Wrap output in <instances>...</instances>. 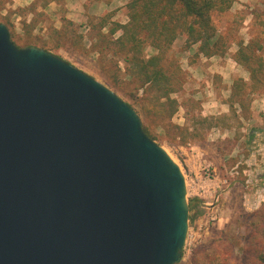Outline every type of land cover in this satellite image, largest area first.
Here are the masks:
<instances>
[{"label": "water", "instance_id": "95a60500", "mask_svg": "<svg viewBox=\"0 0 264 264\" xmlns=\"http://www.w3.org/2000/svg\"><path fill=\"white\" fill-rule=\"evenodd\" d=\"M188 213L135 111L0 23V264H175Z\"/></svg>", "mask_w": 264, "mask_h": 264}, {"label": "rangeland", "instance_id": "374dc122", "mask_svg": "<svg viewBox=\"0 0 264 264\" xmlns=\"http://www.w3.org/2000/svg\"><path fill=\"white\" fill-rule=\"evenodd\" d=\"M129 2L0 0V23L17 48L48 52L127 103L179 167L194 208L175 264H213L209 249L222 234L250 250L264 234V0L211 14L212 56L184 34L161 52L147 40L131 50L118 26ZM156 67L165 78L147 82Z\"/></svg>", "mask_w": 264, "mask_h": 264}, {"label": "trees", "instance_id": "16d2710c", "mask_svg": "<svg viewBox=\"0 0 264 264\" xmlns=\"http://www.w3.org/2000/svg\"><path fill=\"white\" fill-rule=\"evenodd\" d=\"M233 1L130 0L127 5L129 21L126 24L118 25L122 30L120 41L130 43L131 50L138 52L140 48H143L144 41L147 40L151 47L157 52H161L168 49L178 35L184 34L187 40L199 43V48L203 53L209 54V56L217 55L215 47L218 48L219 40L212 41L214 25L211 14L226 12ZM210 47H214L215 51L209 49ZM155 61L157 66L158 57L152 58L149 64ZM144 77H147V82L157 81L158 77L165 78L160 68L152 69L151 75L146 72ZM164 96L162 95V97ZM160 98H158V103ZM188 208L191 212L194 206L189 203ZM259 212L260 210L255 213V216ZM250 238L252 237L250 236L248 239L250 240ZM232 240L222 234L219 245L209 249V261H214L213 264H264V234L250 245L252 247L250 250L236 247ZM247 243L248 240H245V245Z\"/></svg>", "mask_w": 264, "mask_h": 264}, {"label": "crops", "instance_id": "0c3cea01", "mask_svg": "<svg viewBox=\"0 0 264 264\" xmlns=\"http://www.w3.org/2000/svg\"><path fill=\"white\" fill-rule=\"evenodd\" d=\"M93 5H94V3L91 4V6H93ZM104 11H105V10H104ZM102 12H103V11H102ZM225 69H227V67H226Z\"/></svg>", "mask_w": 264, "mask_h": 264}]
</instances>
